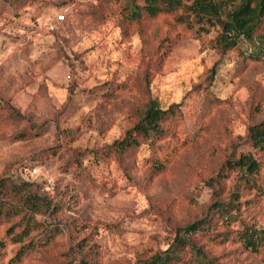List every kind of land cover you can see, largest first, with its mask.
<instances>
[{"label":"rangeland","instance_id":"obj_1","mask_svg":"<svg viewBox=\"0 0 264 264\" xmlns=\"http://www.w3.org/2000/svg\"><path fill=\"white\" fill-rule=\"evenodd\" d=\"M123 3L0 0V179L33 184L54 207L19 264H133L211 214V235L197 237L211 258L264 264L219 243L212 208L237 186L224 162L251 151L246 131L264 120V59L220 55L216 31L173 16L130 21ZM151 100L173 107L164 137L113 152ZM259 161L258 192L236 189L264 228ZM3 233L5 264L17 247Z\"/></svg>","mask_w":264,"mask_h":264},{"label":"trees","instance_id":"obj_2","mask_svg":"<svg viewBox=\"0 0 264 264\" xmlns=\"http://www.w3.org/2000/svg\"><path fill=\"white\" fill-rule=\"evenodd\" d=\"M122 9L130 21L168 15L173 16L177 26L197 27L199 33L205 34L216 31L212 46L220 55L238 50L247 59H264V0H124ZM172 115L173 107L165 110L149 101L135 125L122 139L113 143L112 151L124 154L146 141L161 139L166 134L164 123ZM244 140V145H248L251 151L232 153L222 166L225 171L237 174V186L228 200L212 207L213 214L221 220L224 228L216 237L220 244H239L243 251L264 255V228L244 218L248 203L240 201L236 189L241 185L243 189L258 192L259 156L264 155V120L250 126ZM156 170L162 168L158 166ZM53 212L52 202L33 184L21 179H0V227L4 229V238L17 247L5 264L22 261L35 245L32 234L44 231L38 218ZM211 218L212 214L186 225L183 234L176 235L165 250L133 264H223L217 258H211L197 239L211 235L210 227L214 226ZM0 247H3L1 242ZM0 264H4L1 254Z\"/></svg>","mask_w":264,"mask_h":264},{"label":"built area","instance_id":"obj_3","mask_svg":"<svg viewBox=\"0 0 264 264\" xmlns=\"http://www.w3.org/2000/svg\"><path fill=\"white\" fill-rule=\"evenodd\" d=\"M57 20L58 21H63L64 20V17L63 16H57Z\"/></svg>","mask_w":264,"mask_h":264}]
</instances>
